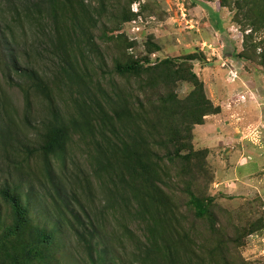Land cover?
Listing matches in <instances>:
<instances>
[{
    "label": "rangeland",
    "instance_id": "1",
    "mask_svg": "<svg viewBox=\"0 0 264 264\" xmlns=\"http://www.w3.org/2000/svg\"><path fill=\"white\" fill-rule=\"evenodd\" d=\"M27 5L0 0V38L9 65L36 70L50 98L32 91L27 112L1 71L0 85L38 149L26 164L31 221L56 227L51 170L96 228V264H264V0ZM167 58L175 65L149 69ZM182 58L220 108L200 124ZM134 62L146 69L118 72ZM0 206V264H94L66 228L50 244L31 223L4 233L18 217Z\"/></svg>",
    "mask_w": 264,
    "mask_h": 264
},
{
    "label": "trees",
    "instance_id": "2",
    "mask_svg": "<svg viewBox=\"0 0 264 264\" xmlns=\"http://www.w3.org/2000/svg\"><path fill=\"white\" fill-rule=\"evenodd\" d=\"M27 1L29 5L25 6V8L29 9L26 13L32 12L31 10L42 13V10L47 8L53 11L56 4V0ZM7 57L8 55L4 51V42L2 38H0L1 74L11 86H16L20 89L24 97L27 112H29L32 105V91L39 92L49 97L47 85L36 70L26 67L20 68L17 62H12V64L9 65ZM181 60V67L184 69V72L180 76L181 80L191 82L195 88L191 94V100L193 102L191 117H196V120L193 122L194 124H200L205 116L219 113L220 108L215 107L212 102L206 98L203 84L199 81L197 74L193 72L192 66L188 63L192 62L193 59L182 58ZM147 65H150V63ZM174 65V60L167 58L159 61L149 69H157L160 67L171 68ZM145 69L146 65L140 62L119 65L117 67L118 72L121 74L142 72ZM13 73H15L16 77L13 76ZM10 108L11 104L9 99L0 85V172H2L0 177V198L1 204L4 203V205H7L10 209L16 210V217H18V223L11 224L8 229L6 227L4 233L12 234L13 231L22 232L26 224L28 225L31 223L36 226V237L42 243L50 244L53 236L63 231V228H66L84 245L91 256V260L96 264L98 260L101 261L105 256L104 252L98 250L100 243H96V228L92 224L90 225L92 226L91 228L88 227L89 225L86 223L84 217H82L81 212L77 209L80 200L77 198L76 193H71L72 196L69 197L64 183H55L56 176L51 170H48V176L54 184L52 190L54 194H50L51 198L48 199L53 209L50 211V215L56 217V227H54L53 230H48L46 226L41 224L37 225L31 221L29 206L25 201L26 199L28 200V204L30 203L29 193L31 191V186H28L30 185V180L26 179V164H28L29 159L38 149H32L30 143H24L22 141V128L12 115ZM27 123L30 124L28 117ZM55 124L59 125L60 123L56 122ZM190 137L189 134L188 138ZM22 154H24L23 158H21ZM193 204L199 216H203L206 213L207 207L200 199L194 198ZM81 207L83 208V206ZM1 212L2 207L0 206V215ZM4 223L7 225V222ZM2 225L5 226L0 222V229ZM1 240L0 238V241Z\"/></svg>",
    "mask_w": 264,
    "mask_h": 264
}]
</instances>
